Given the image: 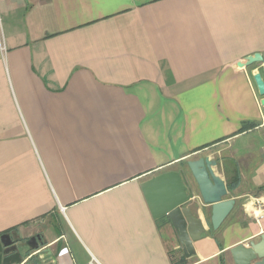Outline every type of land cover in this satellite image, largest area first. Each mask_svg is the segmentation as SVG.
Segmentation results:
<instances>
[{"label": "crops", "instance_id": "0c3cea01", "mask_svg": "<svg viewBox=\"0 0 264 264\" xmlns=\"http://www.w3.org/2000/svg\"><path fill=\"white\" fill-rule=\"evenodd\" d=\"M255 54L264 0H0V235L41 237L25 264H176L141 186L208 157L236 206L217 231L204 206L188 264H235L264 233Z\"/></svg>", "mask_w": 264, "mask_h": 264}, {"label": "water", "instance_id": "95a60500", "mask_svg": "<svg viewBox=\"0 0 264 264\" xmlns=\"http://www.w3.org/2000/svg\"><path fill=\"white\" fill-rule=\"evenodd\" d=\"M245 64L264 65V54L247 57ZM254 80L264 96L262 74L255 75ZM187 167L188 172L184 169L165 172L141 186L152 218L160 222L159 228H170L179 245L181 256L176 264H188L196 254L194 244L206 234L202 220L204 206L211 207L210 221L214 231L221 228L236 206L234 199H227V185L214 171L217 167L215 160L202 157L189 161ZM42 245L44 242L40 236L24 242L18 232L1 235L0 264H25L27 254L38 252ZM230 253L235 264H264V233L258 242L236 246Z\"/></svg>", "mask_w": 264, "mask_h": 264}, {"label": "trees", "instance_id": "16d2710c", "mask_svg": "<svg viewBox=\"0 0 264 264\" xmlns=\"http://www.w3.org/2000/svg\"><path fill=\"white\" fill-rule=\"evenodd\" d=\"M234 182H237L236 178L231 182L232 186L234 185ZM235 185H236V184H235ZM259 192H260V193L264 192V187L260 188V189H259ZM158 224H160V222H158ZM10 233H12V232H10ZM6 234H9V233H6ZM2 235H4V234H2ZM0 236H1V235H0ZM175 261L177 262V258L175 259Z\"/></svg>", "mask_w": 264, "mask_h": 264}, {"label": "rangeland", "instance_id": "374dc122", "mask_svg": "<svg viewBox=\"0 0 264 264\" xmlns=\"http://www.w3.org/2000/svg\"><path fill=\"white\" fill-rule=\"evenodd\" d=\"M182 169H184L186 172H188V168H182Z\"/></svg>", "mask_w": 264, "mask_h": 264}, {"label": "built area", "instance_id": "2783aa9c", "mask_svg": "<svg viewBox=\"0 0 264 264\" xmlns=\"http://www.w3.org/2000/svg\"><path fill=\"white\" fill-rule=\"evenodd\" d=\"M91 264H93V263H91Z\"/></svg>", "mask_w": 264, "mask_h": 264}, {"label": "bare ground", "instance_id": "6f19581e", "mask_svg": "<svg viewBox=\"0 0 264 264\" xmlns=\"http://www.w3.org/2000/svg\"><path fill=\"white\" fill-rule=\"evenodd\" d=\"M257 212V211H256Z\"/></svg>", "mask_w": 264, "mask_h": 264}, {"label": "flooded vegetation", "instance_id": "af4514ba", "mask_svg": "<svg viewBox=\"0 0 264 264\" xmlns=\"http://www.w3.org/2000/svg\"><path fill=\"white\" fill-rule=\"evenodd\" d=\"M26 242V241H25Z\"/></svg>", "mask_w": 264, "mask_h": 264}]
</instances>
